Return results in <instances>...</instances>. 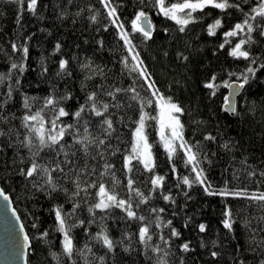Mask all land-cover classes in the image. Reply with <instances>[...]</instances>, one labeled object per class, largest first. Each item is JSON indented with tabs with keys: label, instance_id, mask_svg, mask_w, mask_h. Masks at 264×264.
Masks as SVG:
<instances>
[{
	"label": "snow or ice",
	"instance_id": "6c2138e0",
	"mask_svg": "<svg viewBox=\"0 0 264 264\" xmlns=\"http://www.w3.org/2000/svg\"><path fill=\"white\" fill-rule=\"evenodd\" d=\"M39 2L10 0L15 27L0 34V156L6 161L0 169V221L6 264H29L30 251L34 254L32 235L16 207L21 200L34 208L48 205L45 211L53 221L43 230L34 211L25 208L24 214L57 264H119L118 247L136 252L144 264H185L192 245L174 221L197 190L246 197L264 208V160L251 165L244 160L239 170L233 167L230 176L214 183L216 153L208 144L220 136V147L231 151L235 145L219 129L204 132L199 140L195 131L187 135V109L171 84L161 87L144 55L157 36L167 58L177 36L190 31L197 39L201 33L207 39L219 35L211 54H223L224 60L205 69L201 84L210 101L219 93L218 111L237 115L238 107H249L247 97L254 90L264 92V0H137L136 5L89 0L74 12L67 0L57 19L70 18L73 25L85 20L95 33L93 50L76 45L78 51L71 58L60 55L53 68L36 32L22 23L25 14L43 19ZM6 15L0 10V17ZM191 47L186 41L185 48ZM61 48L56 40L50 53ZM172 55L181 64L191 59L185 49ZM249 182L256 187L244 186ZM190 219L184 216L183 227ZM236 219L225 201L219 223L235 243L232 264H264V214L257 217L261 226L256 228L247 217L241 219L243 245L237 242ZM109 221L118 236L112 235ZM197 227L204 233L207 223L201 220ZM78 228L80 236L74 231ZM50 234L58 236L59 250L48 241ZM218 243L212 240L213 246ZM200 246H205L203 237ZM208 254L221 255L215 247Z\"/></svg>",
	"mask_w": 264,
	"mask_h": 264
},
{
	"label": "trees",
	"instance_id": "16d2710c",
	"mask_svg": "<svg viewBox=\"0 0 264 264\" xmlns=\"http://www.w3.org/2000/svg\"><path fill=\"white\" fill-rule=\"evenodd\" d=\"M88 2L89 0H72L69 8L74 12L77 6L86 5ZM66 3L67 0H40L38 12L43 19L25 14L22 21L27 25V31L36 32L35 39L40 42L45 56L48 57L50 68L55 67L54 62L58 60L60 55L71 58L73 53L78 51L76 45H79L80 49L93 50L92 37L95 33L88 27L85 20H77L73 25L70 18L57 19L59 9ZM136 3L137 0H131V5H136ZM45 4H47V8L44 7ZM131 5L128 11H132ZM0 10L7 13L6 16L0 17V34H2L11 31L15 27L14 12L10 6V0H0ZM157 23H159V20H157ZM41 27L48 31L41 32ZM198 27H202V25ZM225 27H227V22ZM85 39H88L87 44L84 43ZM106 39H110V37H106ZM161 39V36H157L153 42L149 43L146 46L144 55L147 57V62L161 87L171 84L176 99L187 109L186 114L183 116L188 126L187 135L192 136L195 131V138L199 140L202 139L204 132L211 131L215 134L219 129L223 134V139L230 140L235 145L233 150H225L218 144L221 140L220 136H217V141L208 144V148L216 153L211 166L212 174L215 177L214 183H219L222 175L230 176L233 167L239 170L244 160H247L249 165L258 160H264V92L254 90L253 94L247 97L250 102L248 108L240 106L237 115H225L223 112L218 111L221 100L219 93L214 100L210 101L201 84V79L206 74L205 69L214 67L224 60L223 54L218 56L211 54L212 47L219 42V35L215 39H207V34L201 33L199 39H197L196 33L190 31L185 36H177V41L172 43L167 58L160 51ZM56 40H59L62 44L61 51L51 54L50 49L54 46ZM186 41L191 42L192 47L190 49L185 48ZM178 48L189 51L191 59L187 64H181L174 60L172 53ZM39 55L40 50H34V57ZM103 55L105 57L110 55L107 46ZM3 67V62H0V68ZM220 91L223 92L226 89ZM160 151L163 152L162 149ZM11 155V150H9L8 156ZM158 162L161 166L160 170H162L165 162L163 155L159 157ZM5 164V158L0 156V169ZM141 179H143L142 176ZM232 186L240 187L242 185L234 183ZM244 186L248 188L256 187L255 183L251 182ZM17 192H19V189H17ZM192 196L193 199L188 202V206L180 210L181 214L174 221L176 226L181 229L183 237L189 239L192 245L189 252L184 254L186 256L185 264H232L235 243L232 242L228 230L224 229L223 225L219 223L223 218L224 202L227 201L231 205L232 213L237 217L234 227L236 235L239 237L237 242L242 245L246 229L240 223L241 219L247 217L250 220L251 227H259L261 222H258L257 217L264 214V208H260L258 204L248 203L246 197L221 198L220 196L205 195L199 190L192 192ZM16 207L20 210L26 230L32 235L35 246L34 254L32 251L29 253V264H57L56 260L49 255V244L36 239L30 223L31 217L24 214L25 208L34 211L35 215L39 216L43 222L41 227V230H43L44 227H49L53 221V217L45 211L48 205L45 204L43 208L37 205L34 208L31 203L25 204L21 200V203L17 204ZM185 215L191 217L187 228L183 227ZM201 220L207 223L204 233H201L197 227ZM109 227L114 237L120 234L111 221H109ZM95 230L96 228L93 226L92 231ZM74 231L77 236H80L79 228ZM248 234L251 235L250 232ZM260 235H264V232H261ZM201 237L205 242L203 248L200 246ZM213 239L219 241L215 246L212 245ZM48 241L53 249L59 250L60 245L57 235L50 234ZM225 241H228V243L226 244ZM213 247L221 253L220 256L216 258L209 256L208 250ZM117 257L119 264H144L143 257H138L136 252L125 253L119 247L117 248Z\"/></svg>",
	"mask_w": 264,
	"mask_h": 264
},
{
	"label": "water",
	"instance_id": "95a60500",
	"mask_svg": "<svg viewBox=\"0 0 264 264\" xmlns=\"http://www.w3.org/2000/svg\"><path fill=\"white\" fill-rule=\"evenodd\" d=\"M231 115L232 113H228ZM7 239L5 236L4 224L0 221V264H6L5 259V247H6Z\"/></svg>",
	"mask_w": 264,
	"mask_h": 264
}]
</instances>
